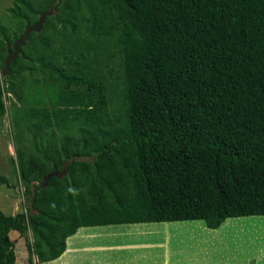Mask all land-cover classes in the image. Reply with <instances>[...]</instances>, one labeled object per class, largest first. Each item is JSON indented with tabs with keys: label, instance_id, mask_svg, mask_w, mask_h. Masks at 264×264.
Here are the masks:
<instances>
[{
	"label": "trees",
	"instance_id": "obj_1",
	"mask_svg": "<svg viewBox=\"0 0 264 264\" xmlns=\"http://www.w3.org/2000/svg\"><path fill=\"white\" fill-rule=\"evenodd\" d=\"M50 10L3 75L7 46ZM7 12L0 116L21 104L9 121L24 210H0V264L16 260L11 230L40 264L80 227L264 215V0H12Z\"/></svg>",
	"mask_w": 264,
	"mask_h": 264
},
{
	"label": "rangeland",
	"instance_id": "obj_2",
	"mask_svg": "<svg viewBox=\"0 0 264 264\" xmlns=\"http://www.w3.org/2000/svg\"><path fill=\"white\" fill-rule=\"evenodd\" d=\"M11 3L0 0V21L6 26L14 24L7 12ZM118 61L116 56L104 64L103 74L110 75V67L118 69ZM5 104L7 111L0 116V173L22 191L9 121L12 107L21 104L8 99ZM0 210L6 214L24 210L23 197L1 192ZM9 236L15 245L14 264H29L24 238L15 232ZM66 245L59 258L40 264H247L252 257L263 260L264 215L228 218L219 228H208L200 219L80 227Z\"/></svg>",
	"mask_w": 264,
	"mask_h": 264
},
{
	"label": "water",
	"instance_id": "obj_3",
	"mask_svg": "<svg viewBox=\"0 0 264 264\" xmlns=\"http://www.w3.org/2000/svg\"><path fill=\"white\" fill-rule=\"evenodd\" d=\"M49 13V11L43 13L35 23L27 25L22 34L11 45L7 46V54L3 60V68L1 70V73L3 75H7L10 73V64L16 59L18 54L21 53V46L24 45L26 40L29 38L30 32L40 30L45 16ZM54 174L58 173L56 171H52L46 176H44L42 186H45L48 178L53 176ZM0 192H3L6 195L12 197L22 196V192L16 190L15 187L13 185H10L8 182H3L0 184Z\"/></svg>",
	"mask_w": 264,
	"mask_h": 264
},
{
	"label": "crops",
	"instance_id": "obj_4",
	"mask_svg": "<svg viewBox=\"0 0 264 264\" xmlns=\"http://www.w3.org/2000/svg\"><path fill=\"white\" fill-rule=\"evenodd\" d=\"M6 176V175H5ZM14 186V185H13ZM15 187V186H14ZM1 193V192H0ZM22 197V196H21ZM15 199L17 198V197H14ZM19 198V197H18ZM11 201H13V200H11ZM18 212H20L19 210H17V211H15V213L14 214H16V213H18ZM14 214H12V215H14ZM10 232H15L16 234H17V232L15 231V230H11ZM9 232V233H10ZM263 258V260H261V256L260 257H258V258H253L252 257V259H251V261L249 262H247V264H264V256L262 257ZM254 260V261H253ZM253 261V262H252Z\"/></svg>",
	"mask_w": 264,
	"mask_h": 264
}]
</instances>
